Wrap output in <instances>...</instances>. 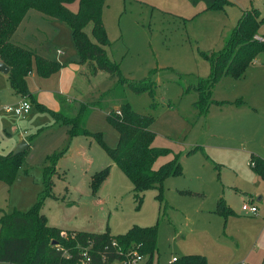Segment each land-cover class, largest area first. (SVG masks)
Returning a JSON list of instances; mask_svg holds the SVG:
<instances>
[{"label": "rangeland", "instance_id": "obj_1", "mask_svg": "<svg viewBox=\"0 0 264 264\" xmlns=\"http://www.w3.org/2000/svg\"><path fill=\"white\" fill-rule=\"evenodd\" d=\"M228 1L232 5L221 11H205L204 3L193 6L189 0L104 1L101 19L109 43L104 49L122 78L154 84L151 93L140 94L107 73L91 74L78 63L70 27L29 11L24 33L63 67L48 78L32 69L26 82L34 99L43 97L51 105L46 95H53L67 116L81 103H99L101 109L90 112L86 128L100 133L111 148L118 133L106 115L128 103L134 113L153 119L151 146L171 151L153 169L178 154L182 171L165 179L162 201L156 189L145 191L141 202L135 200L130 180L95 140L70 138L67 127L28 99L31 110L25 117L7 112L23 100L0 73V155L21 142L27 145L12 185L0 181V210H29L45 190L48 157L62 153L53 169L55 197H46L42 209L50 226L117 236L133 226L158 223L157 251L150 263L145 257L141 264H171L172 258L185 255H203L207 264H264V178L249 165L252 157L264 160V53L255 62L260 73L251 65L241 79L223 77L211 90V100L224 105L212 104L205 114L194 108L199 99L195 91L205 89L198 80L209 77V65L199 52L221 50L251 4L264 15V0ZM66 6L76 12L78 1ZM84 31L93 40L91 25ZM258 35L264 36V24ZM194 148L199 149L192 153ZM105 167L108 177L94 195L92 169ZM220 198L231 209L227 216L216 211ZM250 201L258 208L256 216L241 210Z\"/></svg>", "mask_w": 264, "mask_h": 264}, {"label": "trees", "instance_id": "obj_2", "mask_svg": "<svg viewBox=\"0 0 264 264\" xmlns=\"http://www.w3.org/2000/svg\"><path fill=\"white\" fill-rule=\"evenodd\" d=\"M78 1V10L71 11L66 5ZM105 0H0V62L10 68L7 80L12 91L22 99H28L39 111H47L54 121L67 127L70 138L85 137L95 140L105 150L112 162L120 168L133 186V197L141 202L145 191L156 189L157 199L162 201L163 182L167 177L181 174L182 167L179 155L153 169L158 158L171 153L169 149L151 146L155 134L149 127L153 119L131 111L128 103H123L116 111L109 112L108 122L118 133L116 147H108L100 133H91L86 128V122L93 109H101L99 103L79 104L73 116L54 112L35 101L28 90L26 79L34 68L41 78H48L60 71L62 66L36 51L27 48L14 40L15 33L27 16L33 10L48 18L65 22L71 29L72 40L78 56V63L87 65L89 72L97 75L99 72L109 74L119 85H126L135 93H143L154 84L144 80L138 84L122 78L119 65L110 60L105 47L109 46L105 29L102 24V9ZM196 6L205 4V11H221L231 6L228 0H189ZM264 24V15L254 7L242 11L236 27L230 32L224 47L219 51L199 52V55L209 65V77L198 80L205 89L195 91L198 101L194 108L205 114L210 106H222L225 102L211 100V90L223 78L241 79L248 67L258 55L264 53V40L256 38L260 26ZM91 25V37L84 29ZM94 41V42H93ZM190 89L187 88L186 92ZM194 148L191 152L197 151ZM25 152L14 157L11 152L0 155V181L8 188L12 185L24 165ZM62 153L48 157L50 166L44 168L45 190L39 200L27 211L11 213L0 210V263L6 264H73L78 259L77 248H89L92 264H111L121 259L116 242L122 255L126 251H134L140 256L148 257L151 262L153 253L157 251L158 223L150 227L133 226L125 234L111 236L107 231L90 233L83 231H62L50 226L42 212L46 197H55L52 193V177L56 175V161ZM250 167L264 178V160L252 157ZM54 171V172H53ZM109 167L96 171L90 177L89 186L92 194H96L101 184L108 177ZM26 173V171H25ZM216 211L223 216L231 213L223 198L217 201ZM165 212L163 213V215ZM65 232L67 238L61 233ZM57 245L69 253L72 258L66 261ZM171 264H207L203 255H185Z\"/></svg>", "mask_w": 264, "mask_h": 264}, {"label": "built area", "instance_id": "obj_3", "mask_svg": "<svg viewBox=\"0 0 264 264\" xmlns=\"http://www.w3.org/2000/svg\"><path fill=\"white\" fill-rule=\"evenodd\" d=\"M259 41H262L260 38H256ZM23 101L16 106L15 108H8L7 112H13L18 117H25L30 113L31 105L26 99H22ZM241 210L245 212L246 214L256 216L258 214V208L255 205H252L250 203H245L242 205ZM61 236L63 238H67V234L61 233ZM112 247L117 248V253L120 255L121 259L114 260L111 264H141L144 261V257L140 256L134 251H126L123 255L120 252V249L118 248L116 242H112ZM57 250L61 251L65 260L69 261L72 256L64 251L62 248H60L57 245ZM78 251V259L75 260L73 264H92V256L90 253L89 248H77ZM176 259H173L175 261ZM241 264H247L242 262Z\"/></svg>", "mask_w": 264, "mask_h": 264}, {"label": "crops", "instance_id": "obj_4", "mask_svg": "<svg viewBox=\"0 0 264 264\" xmlns=\"http://www.w3.org/2000/svg\"><path fill=\"white\" fill-rule=\"evenodd\" d=\"M251 7H254V8H256V9H258L259 10V8L255 5V6H253L252 4H251ZM249 9V8H248ZM260 11V10H259ZM260 13H261V11H260ZM261 15H263L262 13H261ZM29 18V12H28V14H27V16L24 18V20L22 21V23L20 24V26L18 27V29H17V31H16V33H15V36H14V40L16 41V42H18V43H20V44H22V45H25L27 48H29V49H31V50H33V51H36L37 53H39V54H41V55H43V56H45V57H47V58H49V59H51V60H54L55 61V58L54 57H52V56H50V55H47V54H45V53H43V52H41L42 51V46H41V44H35L34 43V37H32V38H28L27 36H26V34L24 33V29H22L23 28V22H26L25 20H26V18ZM22 25V26H21ZM256 37H259V38H262V40H264V36H259L258 34H257V36ZM261 55V54H260ZM260 55H258L257 56V58L260 56ZM257 58L255 59V61L251 64V65H253L252 67H254L253 69L255 70V72L257 73H260L261 71H257V69L255 68V62H256V60H257ZM73 63H75V62H73ZM264 63V62H263ZM250 65V66H251ZM63 69V67L60 69V70H62ZM258 69H262V68H260V67H258ZM67 71V70H66ZM64 74H66V72L64 71ZM3 75V74H2ZM27 80V79H26ZM12 90V89H11ZM14 93V92H13ZM31 93V92H30ZM15 94V93H14ZM32 94V93H31ZM33 96V95H32ZM46 97H47V99H52V101H51V105H46L47 103H45L46 102V100L43 98V97H38L37 98V100H35L36 102H38L39 104H42V105H44L45 107H47L48 109H50V110H52V111H54V112H58V111H60L61 110V105L56 101V99H55V97L53 96V95H46ZM33 98H35L34 96H33ZM42 98V99H41ZM97 167V166H96ZM95 167V168H96ZM95 168H93L92 170H94V172H96L97 170L95 169ZM25 175H27L28 173H27V171H26V173H24ZM64 198H65V196H64ZM248 203H251V201L250 202H248ZM45 215V214H44ZM46 216V215H45ZM57 228V227H56ZM58 229H60V228H58ZM78 229H80V230H78ZM78 229H76V230H63V229H60V230H62V231H83V232H90V233H93V232H91V231H87V230H83V229H81V227H78ZM172 261H173V258H172Z\"/></svg>", "mask_w": 264, "mask_h": 264}, {"label": "water", "instance_id": "obj_5", "mask_svg": "<svg viewBox=\"0 0 264 264\" xmlns=\"http://www.w3.org/2000/svg\"><path fill=\"white\" fill-rule=\"evenodd\" d=\"M10 68L5 64L0 62V73L3 75H8ZM27 145L24 142L19 143L11 152V156L14 157L16 155L22 154L26 151Z\"/></svg>", "mask_w": 264, "mask_h": 264}]
</instances>
